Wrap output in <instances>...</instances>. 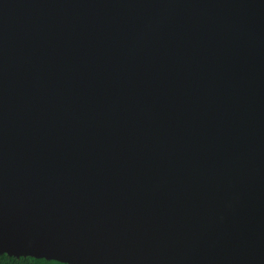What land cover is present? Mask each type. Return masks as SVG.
Masks as SVG:
<instances>
[{
    "label": "water",
    "instance_id": "water-1",
    "mask_svg": "<svg viewBox=\"0 0 264 264\" xmlns=\"http://www.w3.org/2000/svg\"><path fill=\"white\" fill-rule=\"evenodd\" d=\"M264 264V0H0V255Z\"/></svg>",
    "mask_w": 264,
    "mask_h": 264
},
{
    "label": "trees",
    "instance_id": "trees-1",
    "mask_svg": "<svg viewBox=\"0 0 264 264\" xmlns=\"http://www.w3.org/2000/svg\"><path fill=\"white\" fill-rule=\"evenodd\" d=\"M0 264H65L53 260L36 259L33 257H9L6 254L0 255Z\"/></svg>",
    "mask_w": 264,
    "mask_h": 264
}]
</instances>
